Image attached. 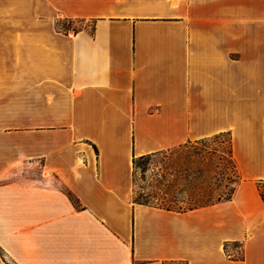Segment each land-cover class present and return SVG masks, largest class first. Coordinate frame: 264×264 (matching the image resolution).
<instances>
[{
    "label": "crops",
    "instance_id": "crops-1",
    "mask_svg": "<svg viewBox=\"0 0 264 264\" xmlns=\"http://www.w3.org/2000/svg\"><path fill=\"white\" fill-rule=\"evenodd\" d=\"M222 132L230 199L133 201V158ZM261 181L264 0H0V264H264Z\"/></svg>",
    "mask_w": 264,
    "mask_h": 264
},
{
    "label": "rangeland",
    "instance_id": "rangeland-1",
    "mask_svg": "<svg viewBox=\"0 0 264 264\" xmlns=\"http://www.w3.org/2000/svg\"><path fill=\"white\" fill-rule=\"evenodd\" d=\"M57 31L67 33L81 29H91L92 22L82 19H58L55 24ZM227 137L221 136L214 140L206 141L213 151L212 166L208 167L207 174L210 181L214 182L210 193L213 199L216 195L227 194L232 188L235 189L239 177L235 169L231 167L230 157L227 154ZM193 143V142H190ZM188 149L173 148L164 150L152 157H145L138 162V167L133 171V194L135 202H149L156 205H170L172 207H184L188 194V174L184 171ZM221 158V160H219ZM223 159V160H222ZM227 177L234 182H227ZM168 192L166 199L174 201H161L155 198L156 193Z\"/></svg>",
    "mask_w": 264,
    "mask_h": 264
},
{
    "label": "trees",
    "instance_id": "trees-1",
    "mask_svg": "<svg viewBox=\"0 0 264 264\" xmlns=\"http://www.w3.org/2000/svg\"><path fill=\"white\" fill-rule=\"evenodd\" d=\"M221 136L227 137V140H228L227 141L228 143L227 154L231 160L230 161L231 167L235 169V164L233 162L232 154H231V139H230V134L228 132L218 133V134L194 141L193 143H190V142L185 143L176 148L188 149L187 154L185 155L186 164L184 168V171L187 172L188 177H189L187 201L185 202L186 206L172 207L168 204L167 205H156V204L149 203V202H137V203L155 206V207L163 208L166 210H172L175 212H186V211H190V210L197 209L200 207H205V206L212 205L220 201H225V200L230 199L234 192L233 188L227 194L225 195L218 194L213 199L210 193V189L212 188V185H215V183L210 181L209 175L207 174L208 167L212 166V155H213L214 150L211 151L209 146L204 143L209 140L217 139ZM160 152L150 153L147 155L133 158L132 159L133 171L139 166L138 165L139 161L143 160L145 157L155 156L156 154ZM219 160H221V158ZM226 179H227V182L229 183L234 182V179L232 178L227 177ZM257 191L264 204V181L257 183ZM161 195L162 196H160V193H156L155 198L156 196H158L157 198H160L161 201H168V202L174 201L173 199L165 198L170 195L168 192L161 191ZM68 197L70 198L72 203L76 205L75 200L72 198L70 194H68Z\"/></svg>",
    "mask_w": 264,
    "mask_h": 264
}]
</instances>
